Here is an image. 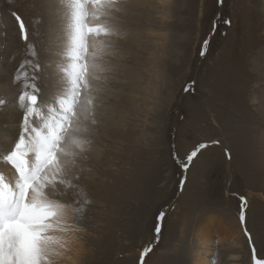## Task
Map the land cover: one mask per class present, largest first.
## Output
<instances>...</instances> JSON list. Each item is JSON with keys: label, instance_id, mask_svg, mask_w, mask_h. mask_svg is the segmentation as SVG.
Segmentation results:
<instances>
[{"label": "rangeland", "instance_id": "rangeland-1", "mask_svg": "<svg viewBox=\"0 0 264 264\" xmlns=\"http://www.w3.org/2000/svg\"><path fill=\"white\" fill-rule=\"evenodd\" d=\"M67 11L57 0H0V99L7 101L0 156L20 132L22 84L13 77L33 74L23 61L40 63L46 100L60 94L53 60L64 64L58 54ZM216 11L217 0H128L114 55L104 58L112 71L103 74L99 131L84 162L92 203L82 220L70 222L79 230L76 250L64 255L69 262L140 264L151 246L145 264H193L204 240H212L210 264L264 259V0H224L197 70ZM13 12L29 26L34 58ZM12 102L18 112L9 123L4 111Z\"/></svg>", "mask_w": 264, "mask_h": 264}, {"label": "snow or ice", "instance_id": "snow-or-ice-1", "mask_svg": "<svg viewBox=\"0 0 264 264\" xmlns=\"http://www.w3.org/2000/svg\"><path fill=\"white\" fill-rule=\"evenodd\" d=\"M127 4L128 0H57V6L68 11L61 18L64 64L58 71L63 84L52 101L45 99L37 82L42 70L38 61L22 63L32 64L31 77L19 71L13 77L14 83L22 84L17 104L23 118L18 139L0 156L10 166L8 173L0 171V264H60L69 239L79 230L70 222L82 220L92 203L84 162L99 131L105 91L101 85L107 82L103 74L112 71L104 58L114 55L112 38L120 35L118 19ZM12 15L29 56L36 57L29 26L21 15ZM6 103L0 99V108ZM196 156L193 150L187 162ZM240 218L245 220L243 213ZM159 220H164L163 214ZM245 234L251 242L246 228ZM151 251V246L143 249L140 264ZM255 264H264V259Z\"/></svg>", "mask_w": 264, "mask_h": 264}, {"label": "bare ground", "instance_id": "bare-ground-1", "mask_svg": "<svg viewBox=\"0 0 264 264\" xmlns=\"http://www.w3.org/2000/svg\"><path fill=\"white\" fill-rule=\"evenodd\" d=\"M26 21V20H25ZM27 23V22H26ZM204 33V32H203ZM203 35V34H202ZM201 41V40H200ZM58 55H60V54H58ZM53 61H57V64L53 67V64H51L50 66L51 67H53V68H58V66H60L59 64H58V62H60V59H58V57H57V59H55V60H53ZM62 65V64H61ZM58 75V74H57ZM59 75H61L60 73H59ZM57 77L58 76H55V85L57 84V86L58 85H60V83L59 82H57L58 80H62L61 79V76H59L60 77V79H59V77H58V79H57ZM62 82V81H61ZM6 100H8V101H11V99L9 100V99H6ZM12 104V106L10 107V106H8L7 107V110L6 111H4V113H5V118L3 119V121H7V122H9V123H12V121L14 120V118H15V114H17V104L14 102V104H16V106H14V104H13V102L11 103ZM1 171H4L5 173H8L9 172V167H8V165L7 164H2V169H0ZM249 200V199H248ZM248 202V201H247ZM249 218V217H248ZM201 241V240H200ZM211 241L212 240H204V243H202V245H205V246H202V247H200L199 249H198V252H196V257H195V259H194V261H193V264H210V261H209V259H208V255L210 254V252H209V244L211 243ZM209 246H208V245ZM78 245H77V243H76V240H75V233H74V237L73 238H70L69 239V243H68V248H69V250L68 251H70V250H72V251H75L76 250V247H77ZM201 250H203V251H201ZM61 260V263L62 264H78V262H74V261H72V262H69L68 261V259L67 258H65V257H63L62 259H60Z\"/></svg>", "mask_w": 264, "mask_h": 264}, {"label": "water", "instance_id": "water-1", "mask_svg": "<svg viewBox=\"0 0 264 264\" xmlns=\"http://www.w3.org/2000/svg\"><path fill=\"white\" fill-rule=\"evenodd\" d=\"M223 4H224V0H217V11H216V15H215V17L212 20L211 29L209 30V32L207 33V35H206V37L204 39L203 47H202V52H201L200 63L198 64L197 70L199 69V66L202 63L201 61H203V59L205 57L206 50L208 48V45L210 43V40H211L213 34L215 33V31L217 29L218 23H220V21H221V18H222V15L221 14H222ZM160 222H161V220H160ZM158 228L161 229L162 227L159 225ZM156 233H158L157 236L160 235V231L159 232L156 231ZM157 239H158V237L156 239H154V243L157 242Z\"/></svg>", "mask_w": 264, "mask_h": 264}]
</instances>
